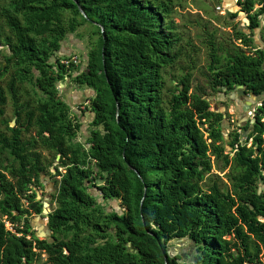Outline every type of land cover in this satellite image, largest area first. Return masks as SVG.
Masks as SVG:
<instances>
[{
  "label": "trees",
  "instance_id": "1",
  "mask_svg": "<svg viewBox=\"0 0 264 264\" xmlns=\"http://www.w3.org/2000/svg\"><path fill=\"white\" fill-rule=\"evenodd\" d=\"M180 2L0 0V264H264V99L240 129L254 130L229 141L211 109L213 94L264 97V0H235L248 26L219 45L211 35L204 70L184 55ZM85 33L82 59L66 52ZM64 83L85 90L86 129ZM53 166L41 239L29 216L45 212L37 191Z\"/></svg>",
  "mask_w": 264,
  "mask_h": 264
},
{
  "label": "rangeland",
  "instance_id": "2",
  "mask_svg": "<svg viewBox=\"0 0 264 264\" xmlns=\"http://www.w3.org/2000/svg\"><path fill=\"white\" fill-rule=\"evenodd\" d=\"M236 11L237 6L235 4V0H182V2L179 3V6H177L175 9L174 20L177 23V31L184 36V42L182 43L185 46L184 55L187 56L193 54L197 59L196 62L199 67L204 70L206 67V61L208 60V46L207 44H205V41H207L208 38H211V35H214L217 45L224 42H229L230 40H232V38H234L232 34L234 25H237L240 28H244L243 20H245V15L243 13H238L237 18H232L231 14L235 13ZM85 34L86 38L83 41L85 42V44H81L79 41L71 39V42H67L64 44L66 52H68L70 55L74 53L78 57H80V59H82L81 57H83L82 55L84 54L82 50L84 49L86 43H88V34ZM235 43L239 44V41H236ZM77 44L78 47L75 46ZM188 44L191 46H189ZM3 48L4 47L0 44V51H2ZM192 50H195L196 52H192ZM199 79L202 80L201 77ZM68 84L64 83L60 85L61 89L59 90V94L64 98L69 97L68 101L71 103V110L73 113H80L81 111H84V114H79L80 116H82V118H79V120L80 122L82 121L84 123V129H86V125L88 124V121H90L91 117L90 112L86 111L88 103L83 100L84 98L77 95L76 89L74 87ZM230 94L231 93H219L217 95L213 94V104L211 107L212 111H221L223 114H225L223 130L225 132V140L228 141L236 131L238 133H241L242 136L246 137L249 132L254 130L253 126H251L250 130L247 132H245L243 129L240 130L241 128L247 126V123L253 117V114L249 115V110L246 114H242L243 108L239 107L237 109L236 101H234L236 100V97L234 96L235 99L233 97L231 98ZM255 107H257V104L252 108ZM6 115L11 120L15 119L13 110L10 105L6 109ZM81 131L77 136V141L83 142L86 138V133H84V130ZM241 140L244 141L245 139L242 138ZM251 145L252 141L250 140L248 146L250 147ZM225 147L226 152L229 153L231 151V148L229 146ZM212 160V174L219 176L223 183L227 187H230L231 183L229 181V175L231 173V168H224L222 163L216 162L214 158ZM56 164L58 165V163ZM59 170L62 173L65 172V168L63 167H60ZM51 171L54 175H56L55 178L46 175L44 177V187L38 189L37 191L38 198L43 199L48 205H46V212H49L56 207V204L53 202V197L56 192L55 179H59V177L57 176V170L55 166L51 168ZM110 203L114 202L112 201ZM46 218L47 215L45 213L42 215L33 214L32 216H29V221L30 223H32L33 230L41 239H47L49 237L48 231L46 230ZM7 226L11 227L9 223L7 224ZM170 250H172L174 253L182 254L185 256L190 251V245L187 240H172L170 242ZM43 258L45 260L47 258L46 255L43 254Z\"/></svg>",
  "mask_w": 264,
  "mask_h": 264
},
{
  "label": "crops",
  "instance_id": "3",
  "mask_svg": "<svg viewBox=\"0 0 264 264\" xmlns=\"http://www.w3.org/2000/svg\"><path fill=\"white\" fill-rule=\"evenodd\" d=\"M227 9V8H226ZM247 17L245 16V20H243V27H244V29H246V27L248 26V23H247V19H246ZM247 33L249 32V30H247L246 31ZM253 39H254V41H255V44L258 46V47H262V49L264 50V30H263V28L262 27H260V28H256L254 31H253ZM83 92H84V90H82V93L81 94H78L77 93V95H79V96H83ZM78 96V97H79ZM263 99H264V97H261V98H259L258 100H256V98H254V97H244V99H243V101L245 102L243 105H242V108H243V111H244V113L246 114L247 113V111L248 110H250L252 107H253V105H254V103L256 102V104H257V106L259 105V104H261L262 103V101H263ZM238 103H240L241 104V102L238 100V98L236 97V104H238ZM173 252V251H172ZM173 254H175L174 252H173Z\"/></svg>",
  "mask_w": 264,
  "mask_h": 264
},
{
  "label": "flooded vegetation",
  "instance_id": "4",
  "mask_svg": "<svg viewBox=\"0 0 264 264\" xmlns=\"http://www.w3.org/2000/svg\"><path fill=\"white\" fill-rule=\"evenodd\" d=\"M241 92H243L242 90H238L237 92H236V96H237V98H238V100L241 102V104L240 103H238V104H236L237 105V109L239 108V107H242V105L245 103L244 101H243V99H244V97H245V95L244 94H241ZM234 101H236V100H234ZM250 113H252L254 116H256V110H254V109H252L251 111H249ZM242 114H245L244 113V111H243V113ZM244 121H245V119H244ZM256 153L258 154V151H256ZM45 202V201H44ZM48 204H51V203H48ZM46 205H47V203L45 202V209H46ZM48 206V205H47ZM45 211V210H44ZM49 212H51V211H49ZM49 212H47L46 214H48ZM45 213V212H44Z\"/></svg>",
  "mask_w": 264,
  "mask_h": 264
},
{
  "label": "clouds",
  "instance_id": "5",
  "mask_svg": "<svg viewBox=\"0 0 264 264\" xmlns=\"http://www.w3.org/2000/svg\"><path fill=\"white\" fill-rule=\"evenodd\" d=\"M243 14H244V13H243ZM244 15H245V14H244ZM245 16H246V15H245ZM246 19H247V18H246ZM242 94H243V92H242ZM236 95H237L236 92L230 94L231 98H232V97L234 98V96L237 97ZM245 97H249V96H246V95H245ZM234 99H235V98H234ZM256 100H258V99H256ZM261 104H262V103H261ZM261 104H259V105H261ZM255 105H256V103L253 105V107H254ZM259 105H258V106H259ZM258 106H257V107H258ZM257 107L252 108V109L257 110ZM252 109H250L249 111H251ZM250 114H252V113L249 112V115H250ZM254 117H255V116L253 115V117L249 120V121H251V123H253V122L255 123L256 119H255ZM45 214H46V213H45ZM46 215H47V214H46ZM46 219H48V217H47ZM47 223H48V222H47Z\"/></svg>",
  "mask_w": 264,
  "mask_h": 264
},
{
  "label": "water",
  "instance_id": "6",
  "mask_svg": "<svg viewBox=\"0 0 264 264\" xmlns=\"http://www.w3.org/2000/svg\"><path fill=\"white\" fill-rule=\"evenodd\" d=\"M82 13H84L83 11H82ZM241 94H242V92H241ZM254 123V122H253ZM12 124V126H14L15 124H16V122H15V120L11 123ZM60 159V156H58L57 157V161ZM135 171H136V169H135ZM55 173V172H54ZM5 198V195L4 194H2V198L1 199H4ZM45 213H47L46 211H45ZM47 220V222H48V219H46Z\"/></svg>",
  "mask_w": 264,
  "mask_h": 264
},
{
  "label": "built area",
  "instance_id": "7",
  "mask_svg": "<svg viewBox=\"0 0 264 264\" xmlns=\"http://www.w3.org/2000/svg\"><path fill=\"white\" fill-rule=\"evenodd\" d=\"M66 63V62H65Z\"/></svg>",
  "mask_w": 264,
  "mask_h": 264
}]
</instances>
